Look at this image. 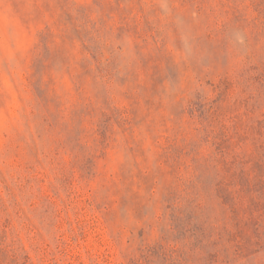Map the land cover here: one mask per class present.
<instances>
[{
    "label": "rangeland",
    "instance_id": "rangeland-1",
    "mask_svg": "<svg viewBox=\"0 0 264 264\" xmlns=\"http://www.w3.org/2000/svg\"><path fill=\"white\" fill-rule=\"evenodd\" d=\"M0 264H264V0H0Z\"/></svg>",
    "mask_w": 264,
    "mask_h": 264
}]
</instances>
